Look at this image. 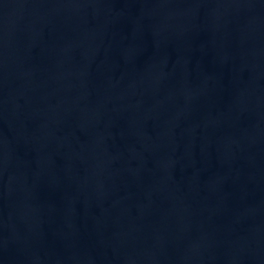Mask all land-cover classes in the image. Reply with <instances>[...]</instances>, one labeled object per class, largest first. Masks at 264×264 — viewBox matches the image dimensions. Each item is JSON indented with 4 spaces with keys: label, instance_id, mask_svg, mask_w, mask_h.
<instances>
[{
    "label": "water",
    "instance_id": "obj_1",
    "mask_svg": "<svg viewBox=\"0 0 264 264\" xmlns=\"http://www.w3.org/2000/svg\"><path fill=\"white\" fill-rule=\"evenodd\" d=\"M0 264H264V0H0Z\"/></svg>",
    "mask_w": 264,
    "mask_h": 264
}]
</instances>
